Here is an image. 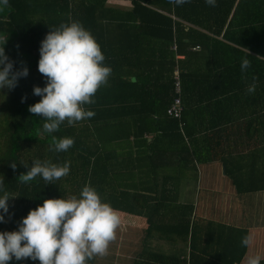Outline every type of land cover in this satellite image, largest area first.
<instances>
[{
  "label": "trees",
  "instance_id": "16d2710c",
  "mask_svg": "<svg viewBox=\"0 0 264 264\" xmlns=\"http://www.w3.org/2000/svg\"><path fill=\"white\" fill-rule=\"evenodd\" d=\"M106 1L9 0V6L0 11V47L6 39L5 54L14 69L28 68L27 77H21L14 89H0V179L15 196L8 200L0 232L18 230L30 210L46 199H57L63 177L49 184L40 176L26 184L19 182L18 177L37 159L57 166L68 162L70 174L79 172L78 167L72 169L74 162L90 169L105 165L104 188H93L102 202L124 212L143 209L138 201L141 192L126 191L123 180L135 172L146 176L143 164L148 159L155 162L150 164V174L160 161L181 167L194 160L218 161L237 193L264 190V0H216L215 7L205 0L182 6L169 0H128L129 10L106 7ZM73 21L90 31L105 56L103 65L112 72L107 85L97 90L96 102L82 105L95 112L93 117L72 126L65 121L57 132L46 134L43 117L29 112V106L41 100L33 95V87L47 83L38 71L40 42L50 26ZM172 42L175 51L170 50ZM193 46L198 49L192 50ZM175 54L182 59H175ZM242 57L251 61L245 73L240 68ZM176 67L182 105L179 119L165 112L175 95L172 74ZM253 77L256 90L248 94ZM51 135L73 138L74 145L63 152L51 150ZM11 161H16L15 170L9 166ZM21 161L28 162L27 167ZM84 177L83 186L92 187L93 172ZM162 192L164 197L171 194ZM154 193L144 198L157 203L159 195ZM180 224L179 229L170 227L165 233L180 237L183 243L189 234L188 264H233L244 251L245 229L216 225L205 233L192 229L187 218L180 219ZM94 262L95 257L87 264ZM183 262L175 254H151L131 264ZM8 264L40 262L13 258Z\"/></svg>",
  "mask_w": 264,
  "mask_h": 264
},
{
  "label": "clouds",
  "instance_id": "9594fccd",
  "mask_svg": "<svg viewBox=\"0 0 264 264\" xmlns=\"http://www.w3.org/2000/svg\"><path fill=\"white\" fill-rule=\"evenodd\" d=\"M191 0H169L170 4L182 6ZM211 7L216 0H205ZM9 6V0H0V11ZM40 42L38 71L46 78L44 87L34 86L33 95L41 100L29 106V112L42 116L46 121L42 131L53 134L63 122L69 126L75 122L91 118L92 110L82 105L94 104L97 90L106 86L112 69L103 65L105 56L93 35L78 21L61 23L51 27ZM0 47V89H14L21 77H27L28 68L14 69V62L5 54L4 44ZM251 67V61L241 58V72ZM256 78L246 88L248 94L256 90ZM26 97L21 98L24 102ZM40 132H37V136ZM74 145L70 137L57 138L51 135L50 149L56 152L67 151ZM26 167L28 162L21 161ZM16 169V161L9 165ZM69 163L57 166L50 161L34 160L30 170L22 173L18 180L22 184L40 176L46 184L59 180L69 173ZM0 221L8 214V200L14 198L0 179ZM6 222V221H5ZM121 217L109 203L102 202L98 192L85 185L80 198L46 199L42 205L30 210L22 218L18 230L0 232V264H8L31 258L40 264H87L93 257L108 254L109 245L116 239L117 229L121 226ZM253 243V237L241 238V246ZM246 264H261L260 255L249 256Z\"/></svg>",
  "mask_w": 264,
  "mask_h": 264
},
{
  "label": "crops",
  "instance_id": "0c3cea01",
  "mask_svg": "<svg viewBox=\"0 0 264 264\" xmlns=\"http://www.w3.org/2000/svg\"><path fill=\"white\" fill-rule=\"evenodd\" d=\"M105 6L116 10H129L131 7L128 0H107ZM179 56L175 59H182V55ZM133 153L131 157L135 155ZM148 161L143 164L147 166L143 167L146 176L138 177L135 170H132L135 173L129 179L123 180L126 191L132 194L141 192L138 201L144 210L133 213L117 209L122 229L118 228L115 243L123 249L122 253L117 254L121 257L120 261L114 264H131L133 259L139 260L151 254H175L181 261L184 259V264H188L189 234L183 243L180 237L165 233L171 228L173 231L179 229L182 225L180 219L186 218L192 229L199 228L205 233L216 225L245 229L246 235L253 237V243L244 248L239 260L233 264H246L247 258L252 255H260L261 260L264 259V190L237 193L230 178L222 172V164L218 161L194 160L182 167L174 164L167 166L160 161L151 170V174L150 164L155 162ZM102 168V179L95 181L93 178V184H90L92 187L104 188L107 169L105 165ZM162 191H170L171 194L164 197ZM154 192L159 195L157 203L144 198V195L153 196ZM254 208L260 209L262 214L253 216L251 211ZM246 210L250 212L247 213ZM149 216L152 218L148 223ZM223 241L226 242L225 238ZM218 253L222 255L221 251ZM229 254L236 255L237 252L230 251Z\"/></svg>",
  "mask_w": 264,
  "mask_h": 264
},
{
  "label": "rangeland",
  "instance_id": "374dc122",
  "mask_svg": "<svg viewBox=\"0 0 264 264\" xmlns=\"http://www.w3.org/2000/svg\"><path fill=\"white\" fill-rule=\"evenodd\" d=\"M80 161L78 162H74L72 169L75 170L76 167L79 168V172H75L77 174H70V172L64 176L62 178L61 181V185L58 187V192H57V199L58 198H71L73 196L80 198V193L83 189V184L81 182H83L84 180V174L85 176L88 174V172H93L95 181L99 180V177L102 175V171L103 168L101 165H98V167L95 168V166L91 167L92 169H90V166H81V164H79ZM74 172V171H73ZM86 172V173H85ZM263 206V205H262ZM262 208V207H261ZM247 213L250 212V210H246ZM253 216L254 215H258L260 212V209H256L254 208V211H251ZM262 214V213H261ZM252 217V216H251ZM119 229H122L121 226L119 227ZM119 230L117 229V232ZM122 231V230H120ZM116 240L113 241V243H111L109 245L108 248V254L106 256L103 257H95V262L94 264H106V262H110L112 264L119 262L121 257L117 256L118 253H122V249L123 248H119V245H117V243H115Z\"/></svg>",
  "mask_w": 264,
  "mask_h": 264
},
{
  "label": "built area",
  "instance_id": "2783aa9c",
  "mask_svg": "<svg viewBox=\"0 0 264 264\" xmlns=\"http://www.w3.org/2000/svg\"><path fill=\"white\" fill-rule=\"evenodd\" d=\"M171 17L174 18L173 16ZM170 49L172 51L176 50L175 42H172V44L170 45ZM191 49L197 50L198 46H193L191 47ZM175 57L179 58L180 56L175 55ZM172 82H173V92L175 95L170 105L166 108L165 112L167 115L171 116L172 118L179 119L181 112H182V105H181L180 98L178 96V94L180 93V78H179V70L177 67L173 71Z\"/></svg>",
  "mask_w": 264,
  "mask_h": 264
},
{
  "label": "water",
  "instance_id": "95a60500",
  "mask_svg": "<svg viewBox=\"0 0 264 264\" xmlns=\"http://www.w3.org/2000/svg\"><path fill=\"white\" fill-rule=\"evenodd\" d=\"M223 168H224V167L222 166V167H221V169H222V172H224V171H223Z\"/></svg>",
  "mask_w": 264,
  "mask_h": 264
}]
</instances>
